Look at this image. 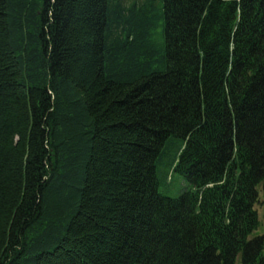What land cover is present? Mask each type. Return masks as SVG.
<instances>
[{
	"label": "trees",
	"instance_id": "16d2710c",
	"mask_svg": "<svg viewBox=\"0 0 264 264\" xmlns=\"http://www.w3.org/2000/svg\"><path fill=\"white\" fill-rule=\"evenodd\" d=\"M260 208L264 0H0V264H264Z\"/></svg>",
	"mask_w": 264,
	"mask_h": 264
},
{
	"label": "rangeland",
	"instance_id": "374dc122",
	"mask_svg": "<svg viewBox=\"0 0 264 264\" xmlns=\"http://www.w3.org/2000/svg\"><path fill=\"white\" fill-rule=\"evenodd\" d=\"M177 142L178 140H175L172 143L173 146L176 145ZM174 151V147H171L169 153L163 154L158 160V177L160 180V193L164 196L176 198L188 190L190 185L187 179L178 173H170L169 176L166 177L167 165L170 162L169 160L174 154ZM259 213L262 224L259 226L258 230L254 232V234L255 236L264 237V209L260 208ZM235 264H241V260L238 259Z\"/></svg>",
	"mask_w": 264,
	"mask_h": 264
},
{
	"label": "bare ground",
	"instance_id": "6f19581e",
	"mask_svg": "<svg viewBox=\"0 0 264 264\" xmlns=\"http://www.w3.org/2000/svg\"><path fill=\"white\" fill-rule=\"evenodd\" d=\"M131 23V22H130Z\"/></svg>",
	"mask_w": 264,
	"mask_h": 264
}]
</instances>
